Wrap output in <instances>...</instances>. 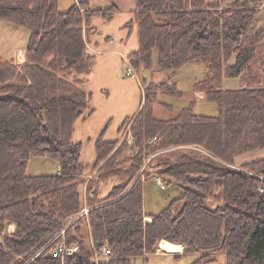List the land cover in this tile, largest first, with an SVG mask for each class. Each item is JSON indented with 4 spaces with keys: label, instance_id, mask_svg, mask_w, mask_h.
Returning a JSON list of instances; mask_svg holds the SVG:
<instances>
[{
    "label": "trees",
    "instance_id": "obj_1",
    "mask_svg": "<svg viewBox=\"0 0 264 264\" xmlns=\"http://www.w3.org/2000/svg\"><path fill=\"white\" fill-rule=\"evenodd\" d=\"M260 1L137 0L123 26L139 38L129 63L169 73L204 63L207 75L194 90L216 102L219 113L197 114L192 101L176 116L158 118L159 94L183 92L175 82L151 81L140 110L120 128L130 123L134 141L119 145L104 130L89 176L84 144L74 138L92 99L83 86L97 63L87 43L98 32L93 18L112 21L119 9L74 0L63 11L60 0H0V20L30 31L25 63L0 56V264H132L155 253L163 239L200 252L193 264L212 263L218 252L226 253V264H264V157L236 164L241 154L264 147ZM235 77L240 86L224 88V79ZM184 145L200 150H177ZM37 156L56 159L60 174H29ZM150 177L183 189L151 215L144 198ZM111 178L118 183L101 198V183ZM217 184L225 204L211 208L206 199ZM84 185L94 192L86 200L91 209L69 224L84 207ZM88 226L97 247L110 248L106 259L94 260ZM63 241L78 250L56 255Z\"/></svg>",
    "mask_w": 264,
    "mask_h": 264
},
{
    "label": "rangeland",
    "instance_id": "obj_2",
    "mask_svg": "<svg viewBox=\"0 0 264 264\" xmlns=\"http://www.w3.org/2000/svg\"><path fill=\"white\" fill-rule=\"evenodd\" d=\"M68 2H70V0H63V9H67L65 4ZM263 2L264 1L261 0L260 4ZM261 14H264V8L261 9ZM99 20L104 24L100 26V29L120 31L121 35H123V38L118 40V45L123 53L128 55L131 51L138 49L139 38L136 29L133 31L132 36L128 38L125 35L128 34V30L118 28L119 25H122L124 22H119L117 19L106 21L101 17H99ZM263 22L264 19L262 23ZM114 35L117 36L118 32ZM94 36L101 37L99 33L94 34ZM104 37L102 36L100 39ZM29 39L30 31L25 27L0 20V56L2 58L8 60L12 57H16L20 49L26 50ZM129 65L128 59H124L120 54H98L97 64L91 74L88 75L89 82L83 86L88 93H91L92 99L84 115L76 123L74 138L75 141L84 144L82 161L84 163V172L86 175L91 176L90 174L94 173V163L96 161L95 143L104 130L106 131V139L113 141L120 140L119 145L123 142H126L127 145L130 144L131 139L128 140L125 138L124 141L125 131L129 127L125 126L122 131L120 128L126 117H133L140 110L145 90L151 81L160 83L173 79L183 92L182 95L159 94L158 102L155 105V116L158 118L170 119L176 116L181 108L189 105L192 101H195L194 111L197 114L218 115L219 113V107L216 102L207 101L204 99V92L194 90L195 83L204 79L207 75V67L204 63L193 61L183 66L180 70L170 73L158 71L157 69L152 71H139L135 69L137 74L136 77L126 75L124 70ZM223 86L224 88H233V86L234 88L239 87L240 78H225ZM90 112L92 113L90 114ZM133 137L132 132L131 138ZM181 149L200 150L197 145H184L177 150L179 151ZM263 157L264 147L241 154L236 158V164L240 165L246 161ZM57 167L58 161L56 159L47 156H37L31 157L27 172L31 175L53 174L58 171ZM140 173H142V171ZM117 183V178H111L101 183L100 197H106L113 185ZM85 186L86 185L81 187L84 207L77 215L68 217L69 224L77 221L84 208L87 206L89 207L86 200L90 198L92 190H88V187ZM182 192L183 189L176 183L167 184L166 188L163 189L156 177L148 178L145 181L144 191L146 213L149 215L158 214L164 207L169 205L173 199L179 197ZM206 203L211 208H216L225 204L222 196L221 184H217L214 194L206 199ZM145 221L151 222L152 218L147 216L145 217ZM12 225L13 224H10L8 226L9 231H14ZM62 233H64V231H62ZM165 240L166 239L160 241L157 251L150 254L147 259L137 257L132 260V264H193L201 256L200 252H186L185 246L177 243L173 244L181 246V251L179 252H171L164 249L162 248V242ZM86 241L93 253V247H95V245L98 246L99 242L93 239L89 226L87 229ZM166 241L170 242L169 240ZM106 245L107 243H104V246ZM215 256L216 260L207 264H226L225 252H218ZM104 259L106 258H103V260Z\"/></svg>",
    "mask_w": 264,
    "mask_h": 264
},
{
    "label": "crops",
    "instance_id": "obj_3",
    "mask_svg": "<svg viewBox=\"0 0 264 264\" xmlns=\"http://www.w3.org/2000/svg\"><path fill=\"white\" fill-rule=\"evenodd\" d=\"M80 1H87L92 8H108L111 6H116L119 9V13L114 17V20H118L119 22H124L122 25H119V29L122 28L123 26L129 22L133 16H134V11L137 8V0H80ZM74 4V0H70V2L66 3L65 6H67L68 10L72 5ZM63 0H60V9L62 10L63 8ZM85 8V7H84ZM65 11V9H63ZM260 26H264V22L262 23L264 19V14L260 13ZM92 24L97 28L98 32L103 39H100L99 37H95L94 35H91L89 38L88 44V49L91 53L95 54L96 56L99 55H105V54H120L124 59H128V55L133 52L131 51L130 53L125 54L123 53L118 45V40L123 38V35H121L120 31H115V30H105V29H100L103 24L101 20H99V17H94L92 20ZM118 32V35L115 36ZM128 33V32H127ZM106 34V35H104ZM133 34V33H132ZM128 36V34H125L128 38L132 36ZM27 49V48H26ZM16 63H25L26 61V50L25 49H20L16 57H12ZM110 60L109 58H107ZM10 60V59H8ZM97 64V63H96ZM239 78V77H238ZM170 82H174L173 79L169 80ZM176 83V82H175ZM236 86V85H235ZM234 88V86H233ZM237 88V87H235ZM59 167V165H58ZM57 167V170H58ZM91 175V174H90ZM93 176V175H92ZM145 191V189H144ZM145 198V196H144ZM14 225V224H13ZM15 228V226H13Z\"/></svg>",
    "mask_w": 264,
    "mask_h": 264
},
{
    "label": "built area",
    "instance_id": "obj_4",
    "mask_svg": "<svg viewBox=\"0 0 264 264\" xmlns=\"http://www.w3.org/2000/svg\"><path fill=\"white\" fill-rule=\"evenodd\" d=\"M263 6H264V2L259 5V7H263ZM84 10L85 9L83 7H81V11L83 12ZM125 73H126V75H130L132 77H136L137 76V74L135 72V69H134V67L131 64L125 69ZM128 127L129 128H127L126 131H125L124 141H125V138H126L128 140L131 139V142H133V138H131L132 137V130H131V124L130 123H129ZM58 173L60 174V170H58ZM158 182H159V184L161 185L162 188L166 187L165 184L160 179L158 180ZM93 194H94V192L92 191L91 196H93ZM90 209H91V207H88V206L85 207L79 217L87 215ZM78 248H79L78 245L67 246L65 241H63L57 247V249L55 251V254L59 255L61 253V254L72 255L78 250ZM109 253H110V248L107 245L106 246L103 245L100 248H98L97 245H95V247H93V256H94L93 258H94V260H97V261L102 260L103 258H105V256H108Z\"/></svg>",
    "mask_w": 264,
    "mask_h": 264
},
{
    "label": "bare ground",
    "instance_id": "obj_5",
    "mask_svg": "<svg viewBox=\"0 0 264 264\" xmlns=\"http://www.w3.org/2000/svg\"><path fill=\"white\" fill-rule=\"evenodd\" d=\"M162 248L167 249V250H169L171 252H179V251H181V246L173 244V243H170V242H168L166 240L162 242Z\"/></svg>",
    "mask_w": 264,
    "mask_h": 264
}]
</instances>
